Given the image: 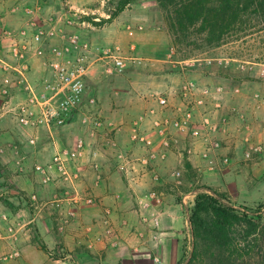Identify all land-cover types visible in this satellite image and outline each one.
<instances>
[{"label": "rangeland", "instance_id": "rangeland-1", "mask_svg": "<svg viewBox=\"0 0 264 264\" xmlns=\"http://www.w3.org/2000/svg\"><path fill=\"white\" fill-rule=\"evenodd\" d=\"M7 1L0 0V10L5 13L0 15V33L11 31L21 43L32 40V35L38 31L49 33L50 36H44V39L55 44L77 36L94 47L111 48L124 58V69L118 73L107 74L102 65L95 66L89 83L97 96L99 114L109 123L106 131L119 141L125 154L141 156L149 153L145 147L131 141V132L135 123H142L143 128H148L151 110L161 112L157 96H169L167 114H172L174 106L181 101V90L187 81L193 80L199 87L213 90L203 110L214 114L217 111V130L211 138L217 140L220 146L210 151L212 158H202L203 167H211L210 176L217 174V189L224 192L235 206L256 209L264 204V158L257 162V169L250 163L256 161L255 155L264 153V150L255 152L252 158L247 159L245 154L252 145L242 131L246 121L252 122L253 118L264 121V29L259 30L263 24L257 23L262 21V16H253L248 10L240 18H252L251 24L256 27L244 29L246 27H241L239 22L233 23L226 43L217 46V26L209 32L208 27L203 28L200 19L195 20L196 25L190 28L187 25V30L181 31L173 25L170 3L164 5L157 0L135 2L112 22L102 25L103 19L110 16L108 12L112 6L109 5L113 0ZM19 5L24 6V12L18 18L17 14L21 13L18 11ZM21 30H28V37L21 36ZM3 36L5 52L10 54L14 46L10 40L15 37ZM48 44L44 47L48 48ZM32 53L33 49L30 52L31 63L32 60L36 62L32 64L37 68L41 60ZM16 77L14 72L0 66V121L16 120L9 108H2L6 101L17 102L15 95L23 90ZM14 89L17 93L12 91ZM251 110L256 111L254 116L249 113ZM232 121H236L231 125L235 126L240 136L235 147L230 148L231 133L229 129L227 131V125ZM75 125L78 128L77 138L87 140L86 150H90L87 154H105L115 159L116 151L107 147L103 138L104 128L91 135L88 127L79 123ZM19 126L29 130V133L33 130ZM8 142L20 148H24L25 144L21 141ZM257 144L264 146V141ZM207 147L210 148L211 144L181 137L168 154H202ZM225 157H229L228 162L224 161ZM237 157L244 163L240 177L232 174L235 172L232 161ZM45 161L28 156L25 167L31 173L26 176L9 162H0L4 166V169L0 168V214L8 212L6 220L0 218V264H136L122 247L94 240L92 228L88 226L92 223L83 220L81 215L82 211L84 213L88 209L87 206L75 208L67 203L43 210L39 209L36 200L27 198V193L20 189L24 186L22 181L31 182L30 175L35 174V164ZM207 174L194 175L191 179L198 185L193 184L192 187L208 185L216 188ZM183 177L184 173L180 179ZM173 179L177 181L176 176ZM45 198L49 200L50 196ZM72 210L78 213L76 218ZM42 211H46V215ZM262 211L259 245L242 264H261L264 259V206ZM41 243L49 251L42 249ZM191 244V237L185 239L184 257L178 264H219L217 255L206 257L202 263L190 262ZM154 258L153 264L157 263Z\"/></svg>", "mask_w": 264, "mask_h": 264}, {"label": "crops", "instance_id": "crops-1", "mask_svg": "<svg viewBox=\"0 0 264 264\" xmlns=\"http://www.w3.org/2000/svg\"><path fill=\"white\" fill-rule=\"evenodd\" d=\"M9 1L12 0L7 2ZM23 7L18 10L21 11L17 14L18 18L21 17L20 14H23L22 11L24 12ZM0 15L5 13L0 10ZM12 41L14 40H10ZM32 63L35 65L36 62L32 60ZM33 64L32 70L28 73L30 79H43L48 74V70L42 62L37 68ZM37 74L39 77H35ZM15 97L18 102L24 99L26 94L21 90V93L18 92ZM215 101L216 106L217 100ZM255 112L251 110L249 113L254 116ZM210 114L217 121V111L216 114L211 112ZM233 122L236 121L227 125V131L229 129L231 133L230 148L235 147V142L240 136V133L235 131V126L231 125ZM19 124L17 119L13 122L0 121V162H9V165H14L23 174L26 173V176L31 173L25 167L28 156L47 160L44 163H36L35 174L30 175L32 181L25 183L22 181L24 186L20 187L25 194L27 193V198L31 199L33 195H36L39 209L52 208L54 205L60 207L67 203L75 208L87 206L88 209L84 213L82 211L81 215L83 220L92 223L88 226L92 228L91 232L95 241H106L111 245L122 247L121 249H125V252L129 254V259L136 264H153V257L161 260L160 263L155 264H178L181 261L185 253V239L188 237L192 239L189 212L197 194V189L192 185H198V183L191 178L194 175L208 173L217 189V174L210 176L212 175L210 166L203 167L201 154H168L165 160L157 161L151 167L144 168L137 161L125 169L116 161V158L113 160L105 154L93 156V154H87L90 151L88 149L82 157H75L68 163L72 176L65 179L55 171L45 174L37 169V166H46L59 149L75 147L78 137L77 125L71 124L53 132L33 128L29 133V130L20 127ZM242 131L252 147L264 141V121H258L257 118H253L252 122L246 121ZM30 139H35L36 142L31 143ZM8 141L24 142V148ZM255 157L256 161L250 163L257 169L259 167L257 162L264 158V153L256 154ZM243 164V160L238 157L234 162L232 161L234 176L243 175ZM133 168L135 170H132ZM144 170L146 173L142 174ZM154 171L162 174V181H153ZM175 171L184 173L181 183L174 181ZM47 177H50L49 181H45ZM196 180L198 181V178ZM34 181L37 184H34ZM222 181L224 182L223 179ZM150 191H154L161 197V203L145 208L143 203L151 201L148 196ZM48 196H50L49 200L45 198ZM89 198H92L94 202L89 203L87 201ZM72 211L76 218L78 213L75 210ZM42 212L46 215V211ZM7 213L2 212L0 218L4 219L3 215H8Z\"/></svg>", "mask_w": 264, "mask_h": 264}, {"label": "built area", "instance_id": "built-area-1", "mask_svg": "<svg viewBox=\"0 0 264 264\" xmlns=\"http://www.w3.org/2000/svg\"><path fill=\"white\" fill-rule=\"evenodd\" d=\"M3 35H8V38L15 37L10 54L5 52ZM20 35L26 38L29 31L21 30ZM44 36L48 37L50 34L38 31L32 35V40L21 43L11 31L0 33L1 69L14 72L26 94V97L18 102L6 101L2 108H9L22 126L53 132L79 123L88 127L91 135H96V130L104 128L103 138L107 147L116 151L114 154L116 161L125 169L137 160L144 168L165 160L168 151L180 141L181 137L210 143L211 147L204 149L201 157L206 160L212 158L210 151L217 150L220 146L217 140L211 138L217 130V121L210 113L204 111L203 107L213 90L208 87L201 88L193 80L187 81L181 90V101L174 106L172 114H167L170 105L169 96L165 94L157 96L161 112L151 110L148 114L150 123L148 128H143L142 123H135L131 132V141L142 145L149 153L141 156L125 154L119 141L106 131L109 123H106L99 114L97 96L89 83L95 66L102 65L107 74L118 73L124 69V58L114 53L111 48L94 47L90 42L83 41L77 36H72L59 44L51 40L47 42ZM45 44H48V48L44 47ZM32 49L34 50L32 55L39 58L48 70V74L41 80H32L28 74L32 70L30 54ZM30 142L35 143L36 140L30 139ZM87 147V140L79 137L74 148L59 149L46 166H37V169L45 174L55 171L65 179H69L72 174L68 163L75 157H82ZM262 150H264L263 145H254L246 152L245 157L252 158L255 152ZM224 161L228 162L229 157H225ZM181 175V171L174 172L178 183H181ZM152 179L159 182L162 181V176L158 171H154ZM49 180L50 177H47L45 181ZM148 196L151 201L143 203L145 208L161 203V197L154 191H150ZM31 199L36 200V195ZM87 201L94 202L92 198ZM3 218L6 220L8 216L4 214ZM15 255L18 256L19 253L16 252ZM154 261L161 262L158 257H155Z\"/></svg>", "mask_w": 264, "mask_h": 264}, {"label": "trees", "instance_id": "trees-1", "mask_svg": "<svg viewBox=\"0 0 264 264\" xmlns=\"http://www.w3.org/2000/svg\"><path fill=\"white\" fill-rule=\"evenodd\" d=\"M140 0H113L109 18L104 23L112 22L130 5ZM164 5L170 3L172 22L181 31L187 25H196L195 20H202L203 28L214 31L217 26V46L226 43L231 32V24L239 22L244 29H252L251 19L240 18L249 14L262 16L258 21L259 30L264 29V0H157ZM169 8V9H170ZM252 9V10H250ZM204 15V18L201 17ZM259 26V25H258ZM257 31V30H256ZM236 57V56H231ZM0 164V168H3ZM4 169V168H3ZM197 194L189 212L192 234L190 262H203L206 257L216 256L219 264H242L256 251L260 241L262 207L249 208L235 206L226 194L212 186H196ZM45 251L48 247L41 243ZM261 264H264V259Z\"/></svg>", "mask_w": 264, "mask_h": 264}]
</instances>
